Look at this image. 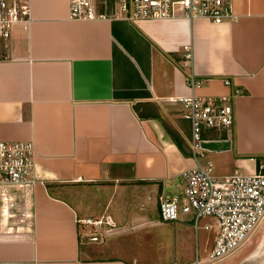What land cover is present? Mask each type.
I'll list each match as a JSON object with an SVG mask.
<instances>
[{
    "label": "crops",
    "instance_id": "crops-1",
    "mask_svg": "<svg viewBox=\"0 0 264 264\" xmlns=\"http://www.w3.org/2000/svg\"><path fill=\"white\" fill-rule=\"evenodd\" d=\"M95 4L104 17L71 19L68 0H29L28 25L0 42V139L30 140L42 179L31 230L0 227V264H191L215 228L156 216L157 196L177 190L178 172L194 165L189 124L173 99L237 89L232 126L204 131L197 160L210 161L216 177L264 163V0H231L235 18L219 23L130 21L117 15V0ZM185 47L205 79L194 88L179 64ZM105 215L112 226L95 233L76 221ZM162 223L169 228L154 246L143 230Z\"/></svg>",
    "mask_w": 264,
    "mask_h": 264
},
{
    "label": "built area",
    "instance_id": "built-area-1",
    "mask_svg": "<svg viewBox=\"0 0 264 264\" xmlns=\"http://www.w3.org/2000/svg\"><path fill=\"white\" fill-rule=\"evenodd\" d=\"M68 17L71 19H96L104 17L96 9L95 0H68ZM116 13L130 21L203 17L219 23L232 20L235 14L231 0H117ZM30 19L29 0H0V42L6 41L16 26L26 27ZM179 64L185 72L189 88L200 85L205 79L191 69V51L184 48ZM224 84L229 83L222 77ZM228 95L200 96L186 93L173 100L178 103L183 118L189 124V145L194 165L178 172L177 190L157 196L158 215L161 221H174L188 215L193 225L208 218L204 227L213 226L215 234L202 255L195 250L191 264H210L239 248L264 218V163L250 172H232L216 177L211 162L201 163V140L206 130L222 131L230 128L234 113L232 97ZM35 150L30 140L0 139V227L7 233L29 232L32 227L31 195L42 179L36 174ZM81 225L91 227L95 233L101 224L112 226L104 217L76 218ZM90 236L96 237L95 234ZM96 239V238H95Z\"/></svg>",
    "mask_w": 264,
    "mask_h": 264
},
{
    "label": "rangeland",
    "instance_id": "rangeland-1",
    "mask_svg": "<svg viewBox=\"0 0 264 264\" xmlns=\"http://www.w3.org/2000/svg\"><path fill=\"white\" fill-rule=\"evenodd\" d=\"M262 171H264V169ZM157 214H158V210L156 211V216L159 219V215H157ZM200 220H202V222H204V221L208 222L209 219L208 218H201ZM166 223H168V221H166ZM210 227H213V226H210ZM168 228H169V224H163L162 223V224H155L152 226H147V227H145V229L143 231L146 232L147 234L148 233L151 234V236L154 237L152 239V242L154 243V246H157L159 243L161 244V241H163V234L162 233H164L165 230H167ZM205 233H207V231H205L204 229L199 231L200 242H201L203 236H205ZM256 249H257L258 253L254 257H251L247 260L244 259L243 260L244 262L240 261V264H252V263L255 264L256 261L260 262L261 260H264V218L258 224L256 229L252 232V234L249 236V238L241 245V249H240V252L238 254H235L234 257L228 258V259H226V257L228 255L224 256L223 258H221L222 260L225 259L224 261H221V259H220V260L212 261V262H210V264H230L232 262V260H236V259L240 258V256H242L248 250L250 252H252ZM201 253H202V255L204 254V249H202ZM248 260H250V261H248ZM185 261L186 262H184V264H189L187 262V260H185Z\"/></svg>",
    "mask_w": 264,
    "mask_h": 264
}]
</instances>
